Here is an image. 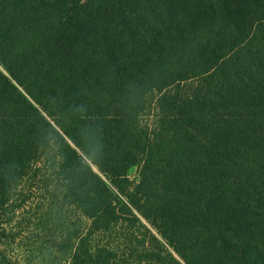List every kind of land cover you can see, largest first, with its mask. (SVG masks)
I'll list each match as a JSON object with an SVG mask.
<instances>
[{"label":"trees","instance_id":"1","mask_svg":"<svg viewBox=\"0 0 264 264\" xmlns=\"http://www.w3.org/2000/svg\"><path fill=\"white\" fill-rule=\"evenodd\" d=\"M0 264H264V0H0Z\"/></svg>","mask_w":264,"mask_h":264},{"label":"rangeland","instance_id":"2","mask_svg":"<svg viewBox=\"0 0 264 264\" xmlns=\"http://www.w3.org/2000/svg\"><path fill=\"white\" fill-rule=\"evenodd\" d=\"M137 173H138V171L136 170V168L133 169L132 172H131V177L134 179V177L137 176Z\"/></svg>","mask_w":264,"mask_h":264}]
</instances>
